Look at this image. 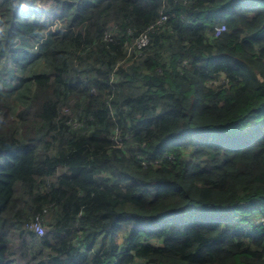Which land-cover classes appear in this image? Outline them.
Masks as SVG:
<instances>
[{
	"label": "trees",
	"instance_id": "16d2710c",
	"mask_svg": "<svg viewBox=\"0 0 264 264\" xmlns=\"http://www.w3.org/2000/svg\"><path fill=\"white\" fill-rule=\"evenodd\" d=\"M34 4L0 0V264H264V0Z\"/></svg>",
	"mask_w": 264,
	"mask_h": 264
},
{
	"label": "built area",
	"instance_id": "2783aa9c",
	"mask_svg": "<svg viewBox=\"0 0 264 264\" xmlns=\"http://www.w3.org/2000/svg\"><path fill=\"white\" fill-rule=\"evenodd\" d=\"M166 20L165 17H162L158 24H161L162 22H164ZM153 29V27H151V29L149 31H151ZM223 31H225V28H218L217 29V33L216 36H219ZM149 45V36H148V32L141 35L134 44V47L140 51L143 50L144 48H146ZM259 221H261V223H263L264 219H260ZM43 219L42 218H37L35 222H33L29 228L30 230L35 233L38 236H43L46 232V229L43 228Z\"/></svg>",
	"mask_w": 264,
	"mask_h": 264
},
{
	"label": "rangeland",
	"instance_id": "374dc122",
	"mask_svg": "<svg viewBox=\"0 0 264 264\" xmlns=\"http://www.w3.org/2000/svg\"><path fill=\"white\" fill-rule=\"evenodd\" d=\"M36 1V4L33 5V8H36V9H45L46 8V17H50V10L47 8L48 7V3L49 1L51 0H35ZM44 228V226H43ZM45 229V228H44ZM119 243H122V240L120 239L119 240Z\"/></svg>",
	"mask_w": 264,
	"mask_h": 264
},
{
	"label": "clouds",
	"instance_id": "9594fccd",
	"mask_svg": "<svg viewBox=\"0 0 264 264\" xmlns=\"http://www.w3.org/2000/svg\"><path fill=\"white\" fill-rule=\"evenodd\" d=\"M221 28H223V27H221ZM225 28V27H224ZM216 33H217V30H216Z\"/></svg>",
	"mask_w": 264,
	"mask_h": 264
}]
</instances>
